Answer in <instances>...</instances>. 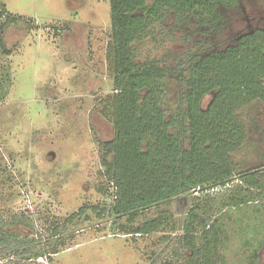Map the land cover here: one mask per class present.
<instances>
[{
    "label": "rangeland",
    "instance_id": "1",
    "mask_svg": "<svg viewBox=\"0 0 264 264\" xmlns=\"http://www.w3.org/2000/svg\"><path fill=\"white\" fill-rule=\"evenodd\" d=\"M2 9L21 18L8 24L0 16L4 28L0 32L4 45L0 48V219L5 223L16 219L18 224L6 230L22 240L40 233L44 240L54 241L49 236L52 227L62 225L83 206L109 207L114 202L100 164L101 145L113 137L110 117L102 114L114 94L107 60L112 42L109 0H0ZM229 13L219 34L209 39L198 34L184 39L187 30L174 28L168 20L155 38L140 44L136 61L157 59L171 68L168 58L174 55L204 54L230 45L241 34L264 29V0H239L238 8ZM170 92L175 96L176 91ZM173 96L169 95L171 100ZM209 101L210 97L203 101V109ZM241 117L247 141L233 159L243 171L259 167L262 173L257 175L264 186L263 106L253 103ZM237 186L241 184L175 198L138 212L132 222L108 215L99 220L89 214V221L83 217L68 228L64 244L49 262L15 260L19 264H185L192 252L184 225L189 223V211L199 208L201 221L205 215L210 226L219 222L215 264H249L252 249L258 254L255 264H264V188L251 191L256 198L244 206L225 207L230 196L238 194ZM158 216L166 220L153 234L121 229L136 228ZM193 228L192 244L197 249L203 245V235L198 223ZM209 234L208 242L213 243Z\"/></svg>",
    "mask_w": 264,
    "mask_h": 264
},
{
    "label": "trees",
    "instance_id": "2",
    "mask_svg": "<svg viewBox=\"0 0 264 264\" xmlns=\"http://www.w3.org/2000/svg\"><path fill=\"white\" fill-rule=\"evenodd\" d=\"M238 4L239 0H109L112 42L107 60L114 94L102 114L110 117L113 137L101 145L100 164L114 202L109 207L83 206L62 225L52 227L49 236L54 241L44 240L40 233L22 240L6 230L18 224L16 219L9 223L0 219V262L19 264L15 259L42 258L49 262L64 244L62 237L68 228L83 217L89 221V214L99 220L108 215L132 222L138 212L234 183L241 186L236 187L238 194L230 196L225 207H241L256 198L251 191L263 190L262 172L259 167L243 171L233 156L247 141L242 113L259 103L264 115V29L241 34L230 45L204 54L174 55L168 58L171 68L157 59L136 61L140 44L155 38L168 20L174 28L187 30L184 39H193V34L209 39V35L219 34ZM0 16L8 24L21 18L4 9ZM0 48H4L1 37ZM170 91H176L175 96ZM208 97L210 101L203 109ZM249 122L256 131L259 129L250 115ZM199 212V208H192L189 223L184 225L189 236L186 244L192 252L185 264H215L219 222L210 226V218L204 215L201 221ZM165 220L158 216L136 228L121 229L135 235L153 234ZM194 223L203 235V245L197 249L192 244ZM210 232L213 243L208 242ZM249 256V264L258 261L255 249Z\"/></svg>",
    "mask_w": 264,
    "mask_h": 264
}]
</instances>
